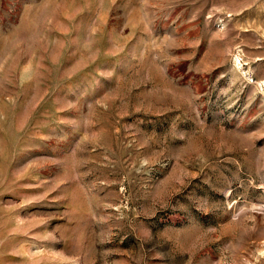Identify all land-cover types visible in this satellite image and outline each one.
Wrapping results in <instances>:
<instances>
[{"label":"rangeland","instance_id":"rangeland-1","mask_svg":"<svg viewBox=\"0 0 264 264\" xmlns=\"http://www.w3.org/2000/svg\"><path fill=\"white\" fill-rule=\"evenodd\" d=\"M0 264H264V0H0Z\"/></svg>","mask_w":264,"mask_h":264}]
</instances>
